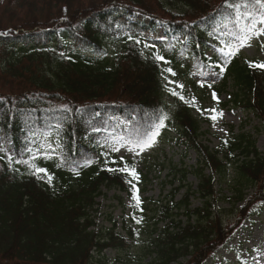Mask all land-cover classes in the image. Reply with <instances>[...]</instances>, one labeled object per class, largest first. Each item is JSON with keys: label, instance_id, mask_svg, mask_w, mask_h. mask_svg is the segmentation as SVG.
Wrapping results in <instances>:
<instances>
[{"label": "trees", "instance_id": "16d2710c", "mask_svg": "<svg viewBox=\"0 0 264 264\" xmlns=\"http://www.w3.org/2000/svg\"><path fill=\"white\" fill-rule=\"evenodd\" d=\"M258 20L264 0H0V264H117L103 251L127 248L134 232L117 231L113 219L105 232L97 230L96 198L102 187L132 197L148 172L117 158L107 143L115 136L142 149L159 130H172L183 155H196L193 166L169 167L178 185L159 207L142 264L187 256L183 264H202L243 219L259 213L264 154L253 138L240 133L210 148L193 105L179 93L167 100L161 77L166 58L188 72L220 73L213 90L232 86V101L264 132V67L237 51L206 52V34L239 41ZM159 27L165 45L140 35ZM45 138L52 147L56 140L57 152L40 146ZM222 181L230 192L225 199L239 204L229 224L217 206ZM194 196L200 206L191 207Z\"/></svg>", "mask_w": 264, "mask_h": 264}, {"label": "rangeland", "instance_id": "374dc122", "mask_svg": "<svg viewBox=\"0 0 264 264\" xmlns=\"http://www.w3.org/2000/svg\"><path fill=\"white\" fill-rule=\"evenodd\" d=\"M166 6L172 12L183 10L180 5ZM160 29L151 36L148 33L143 36L152 38V43L164 42L165 38L161 35ZM211 43L213 39L210 40V45ZM217 44L218 42L213 43L214 52L229 51L225 47L223 51ZM233 44L248 60L257 65H264V23H260L257 29L247 30L246 37ZM208 53H211L209 49ZM184 62L186 63L187 60ZM162 79L168 99L171 92L180 91L194 104L193 113L200 119L201 140L210 148L217 149L223 139H233L238 134L244 133L253 138L256 149L264 154V132L257 131L255 128L258 126V121L232 101L233 87H228L227 92L221 95L213 93L211 86L220 81L219 75L204 68L188 73L183 66L168 62L163 67ZM201 114L207 116L202 117ZM118 122L127 125V122L120 118ZM171 135V130L161 131L151 148L139 151L134 150L120 137L107 141L109 148L117 153L118 158L133 159L138 167L147 168L148 172L147 182L140 185V190L133 198L113 187H102L104 194L96 198L97 204L93 216L97 222L95 226L97 230L105 232L111 226L113 219L118 223L117 231L124 230L121 228L124 224L134 232L127 248H108L103 251V256L109 263L142 264L148 261L149 256L144 250L147 234L159 217L160 205L168 203L171 191L178 185V180L174 179L169 167L178 168L180 164L189 167L196 162L195 153L188 151L183 155L182 148L171 142ZM52 140L55 147H51L50 140L45 139L44 144L48 147L43 146V148L57 152L56 140ZM230 172L231 170L228 173ZM186 182L191 188H195L196 181L192 175L187 177ZM216 188L219 192L217 206L221 209V217L225 224L231 223L235 218L234 210L239 204L232 205L225 199L223 194L230 195L225 182H218ZM184 191L185 188L179 189L174 195V201L181 199ZM190 203L191 207H197L201 205L202 200L194 196L190 198ZM257 207L260 212L244 219L230 240L215 251L213 259H207L203 264H237L236 253L249 264H264V203ZM162 225L161 221L157 222L158 228ZM186 259L188 257L180 258L171 264H181Z\"/></svg>", "mask_w": 264, "mask_h": 264}]
</instances>
